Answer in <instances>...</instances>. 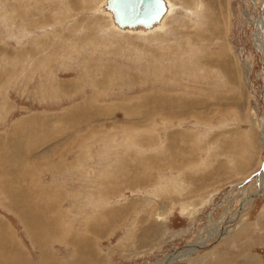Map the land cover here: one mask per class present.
I'll list each match as a JSON object with an SVG mask.
<instances>
[{
  "label": "rangeland",
  "instance_id": "1",
  "mask_svg": "<svg viewBox=\"0 0 264 264\" xmlns=\"http://www.w3.org/2000/svg\"><path fill=\"white\" fill-rule=\"evenodd\" d=\"M168 1L0 0V264H264V0Z\"/></svg>",
  "mask_w": 264,
  "mask_h": 264
},
{
  "label": "bare ground",
  "instance_id": "2",
  "mask_svg": "<svg viewBox=\"0 0 264 264\" xmlns=\"http://www.w3.org/2000/svg\"><path fill=\"white\" fill-rule=\"evenodd\" d=\"M104 4H102V10L103 12H106L107 14L110 15L112 21H111V26L113 28V31H118L119 32H122V33H125V32H132V33H149V32H154L156 30H160V29H163L162 27L165 26V19L166 17L168 16V14L170 13V10L172 8V6L174 7V5L172 4L171 1H168V0H163L164 4H165V7H166V11L164 13V15L162 16L161 19H159L158 21H156L155 23H153L152 25H146V24H142V23H139L137 25H132V26H121L119 24V19L117 18L116 14H115V11L111 8V0H104ZM171 2V3H170ZM172 4V6H171ZM100 5V4H99ZM174 9V8H173ZM172 9V10H173ZM100 10H98L99 12ZM172 12V11H171ZM199 14V13H198ZM252 23L255 25L256 27V32H255V39H256V46H257V49L259 50L260 54H261V57H262V61L264 63V21H258V20H252ZM143 35V34H142ZM186 48H188L186 46ZM183 50V49H182ZM239 73V72H238ZM263 77H264V69H263ZM264 92V90H263ZM264 98V97H263ZM264 112V111H263ZM261 129L263 130V134H264V116H263V119L261 120ZM264 137V136H263ZM262 137V138H263ZM264 141V140H263ZM264 145V144H263ZM241 212H242V209H241ZM225 215V214H224ZM227 217V216H226ZM216 225V224H214ZM206 242L205 241H194L193 243H189L190 245H188V248L189 250L191 251L192 249H194V247L198 248L200 246H202L203 244H205ZM183 251V250H182ZM189 253H192L190 252ZM179 252V251H177ZM175 256L172 255L168 258V260L170 259H175L174 258ZM172 263V261H171ZM223 263V262H222Z\"/></svg>",
  "mask_w": 264,
  "mask_h": 264
},
{
  "label": "water",
  "instance_id": "3",
  "mask_svg": "<svg viewBox=\"0 0 264 264\" xmlns=\"http://www.w3.org/2000/svg\"><path fill=\"white\" fill-rule=\"evenodd\" d=\"M121 26L139 23L152 25L162 18L166 11L163 0H111Z\"/></svg>",
  "mask_w": 264,
  "mask_h": 264
}]
</instances>
